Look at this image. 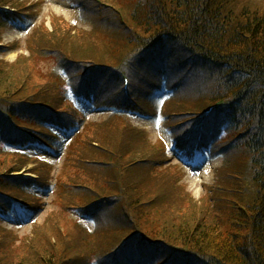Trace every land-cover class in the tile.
Returning <instances> with one entry per match:
<instances>
[{
	"label": "trees",
	"instance_id": "16d2710c",
	"mask_svg": "<svg viewBox=\"0 0 264 264\" xmlns=\"http://www.w3.org/2000/svg\"><path fill=\"white\" fill-rule=\"evenodd\" d=\"M70 1L111 48L102 54L91 38L78 37L67 49L69 32L49 38L34 29L29 48L52 66L53 79L38 86L46 96L27 90L28 71L0 60V223L16 206L38 212L40 193L56 187V204L68 215L78 212L73 224L86 253L70 256L75 246L59 223L37 228L38 236L16 251L14 231L0 225V264H264V0H101L105 7ZM31 5L0 0V40L5 28L37 16L38 2ZM15 45H0V55ZM123 76L130 78L128 93ZM73 96L112 113L85 124ZM134 115L163 116L177 158L222 159L203 217L189 216L193 227L164 224L156 234L145 211L170 208L174 198L132 200L129 177L132 185L145 184L171 163L166 146L157 148L159 157L148 134L131 124ZM89 127L108 149L97 144L100 158L77 157L74 183L54 178L52 164L24 152L30 145L55 150L56 130L75 129L66 156ZM81 218L93 222L92 231Z\"/></svg>",
	"mask_w": 264,
	"mask_h": 264
},
{
	"label": "rangeland",
	"instance_id": "374dc122",
	"mask_svg": "<svg viewBox=\"0 0 264 264\" xmlns=\"http://www.w3.org/2000/svg\"><path fill=\"white\" fill-rule=\"evenodd\" d=\"M30 9L32 3L38 2V6L35 10L37 16L32 21H29L26 25H18L15 27H9L5 29L3 35H1L0 45L9 46L15 45L13 49H9L4 55H0V60L5 61L9 65L18 64V68L24 71H28L31 74L30 79H25L27 90L34 89L38 90L43 82H48L53 79L52 66L50 59L40 56L39 52L32 51L29 45L34 39V32L37 28L38 34L41 37H49L54 32L67 31L71 34V38L66 43H63L65 48H71V39L77 41V38L88 37L93 40L94 43L99 44V50L111 48L110 42H107V36L102 31H97L96 34L91 31V24L88 21L83 20L80 17L79 6H76L73 1L70 0H15ZM90 4L102 7L101 2L87 1ZM112 40V39H110ZM44 45L48 43L44 40H40ZM41 45V43H39ZM103 60H107L104 56H100ZM18 69L11 71L12 74L16 75ZM43 95H48L43 90H38ZM80 107L86 110L87 119L95 121L97 123L103 122L109 112L104 110H93L88 108L81 102L78 103ZM163 118V117H162ZM160 117L158 120H154L152 117L134 116L132 119V125L139 130H144L148 134L149 142L154 149L159 152L158 149H162L163 145L168 148H172L173 142L170 139V134L166 129L163 128V120ZM86 124V122H85ZM84 124V125H85ZM82 129V128H81ZM98 133L96 129L88 128L87 132L82 135V138L77 147V143L72 147L71 151L65 156L63 151L57 150L52 152L49 149L42 148L39 146H29L25 149L31 157H38L47 162L53 163V175L63 178L65 182H72L77 180V169H73V163L80 157L86 160H94L100 158L97 154V147L95 145H101L103 148L108 149V145L102 142V138L98 139ZM64 140L60 142L61 145L65 144L68 140L65 133ZM87 144V145H86ZM92 144V147H91ZM86 145V146H85ZM64 147V146H62ZM82 147L81 149H79ZM158 148V149H157ZM156 151L151 150L150 155L156 157ZM159 157L162 155L160 153ZM168 157L171 163L166 165L160 171L154 173L153 176L147 178L150 180L145 184L132 185L131 179L128 178L127 182L130 189V195L133 201L137 203L150 202L152 204L154 199L162 197H173L175 204L169 208L168 204L164 207L158 205H151L150 208L145 211L144 221L157 227L156 234L159 233V229L164 224H171L174 227H179L182 223L187 222L190 227H193L189 220V216L195 215L196 218H201L204 215L205 207L208 203V192L209 187L216 186V178L218 171H215L221 165V161H200L198 165L194 167L182 166L177 159L174 158L171 153H168ZM30 167H38L39 164L30 163ZM30 176V175H28ZM133 182L135 178L139 179L143 176L142 173L131 175ZM54 180V179H53ZM178 180V181H177ZM71 183V184H72ZM55 184V181H53ZM56 187L52 188L50 192L40 193L43 198V206L36 213H29L21 210L19 207H15L6 217L4 221H1L0 225L7 228L8 230L14 231V235L18 240L16 243V249L24 245L26 240H33L38 235L34 234V231L41 227L46 226L49 221L59 223L65 230L75 248L71 251L70 256L81 257L86 253V249L78 239L77 235L79 231L74 226L72 217H77L78 212H73L72 215H68L56 204V195H53V191ZM68 201V200H67ZM71 202V201H69ZM154 204V203H153ZM58 206V208H57ZM139 212L140 204H137ZM142 206V204H141ZM208 211V209H207ZM85 221L86 225L93 230V223L91 221ZM143 222V219H142ZM208 222V220H207ZM180 228V227H179ZM108 237L109 235H105ZM78 246V251H77Z\"/></svg>",
	"mask_w": 264,
	"mask_h": 264
},
{
	"label": "bare ground",
	"instance_id": "6f19581e",
	"mask_svg": "<svg viewBox=\"0 0 264 264\" xmlns=\"http://www.w3.org/2000/svg\"><path fill=\"white\" fill-rule=\"evenodd\" d=\"M18 174H20V173H18Z\"/></svg>",
	"mask_w": 264,
	"mask_h": 264
}]
</instances>
